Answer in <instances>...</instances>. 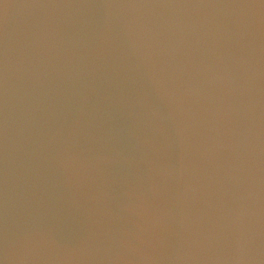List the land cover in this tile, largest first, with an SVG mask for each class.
<instances>
[{
    "label": "water",
    "instance_id": "95a60500",
    "mask_svg": "<svg viewBox=\"0 0 264 264\" xmlns=\"http://www.w3.org/2000/svg\"><path fill=\"white\" fill-rule=\"evenodd\" d=\"M0 264H264V0H0Z\"/></svg>",
    "mask_w": 264,
    "mask_h": 264
}]
</instances>
